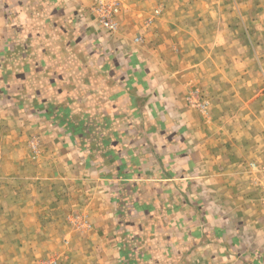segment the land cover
Returning <instances> with one entry per match:
<instances>
[{
  "label": "crops",
  "instance_id": "1",
  "mask_svg": "<svg viewBox=\"0 0 264 264\" xmlns=\"http://www.w3.org/2000/svg\"><path fill=\"white\" fill-rule=\"evenodd\" d=\"M29 1L38 0H23V134L57 135L54 116L67 114L71 138L85 147L81 157L58 141L53 158L35 163L34 178L50 163L52 179L78 191L81 203H72L89 213L83 242L99 264H264L246 171L264 153V98L243 120L218 122L212 108L205 118L185 102L195 86L210 100L220 95L214 77L203 81L202 62H168L158 44H135L124 25L110 34L86 14L75 32L74 10L45 14L37 4L27 10ZM93 144L99 150L90 152ZM260 242L261 252L247 255Z\"/></svg>",
  "mask_w": 264,
  "mask_h": 264
},
{
  "label": "rangeland",
  "instance_id": "2",
  "mask_svg": "<svg viewBox=\"0 0 264 264\" xmlns=\"http://www.w3.org/2000/svg\"><path fill=\"white\" fill-rule=\"evenodd\" d=\"M104 1L118 4L114 17L116 29L112 32L105 29L108 33H115L124 25L123 34L138 45L142 39L158 44L155 48L161 50L168 62L194 61L197 65L202 62L203 81L207 85L209 78L213 81L214 77L213 91L220 95L210 100L201 92L202 86L200 89L195 86L185 94V102L205 118L210 117L212 108L213 116L220 119L218 122L234 115L236 120H243V114L249 113L244 112L245 108L255 99L264 98V0ZM23 4V0H0V29L6 28L5 33L0 30V264H99L97 254L90 247L93 244L83 242V231L90 228L87 226L89 213L73 205L72 199L77 201L75 204L80 202L78 191L75 193L74 186L65 180L52 179L47 171L50 163L43 165L38 179L34 178L35 163L38 159L53 158L58 141L66 142L81 157L85 147L77 144L75 137L71 138L73 116L67 114L54 116V123L62 129L57 135L51 131L23 134L26 120L23 116ZM34 4L45 14L74 10L69 22L75 32L84 26L87 19L84 14L89 22L97 24L96 28H104L94 11L95 0H38ZM34 4L29 1L27 10H35ZM155 33L157 37L153 36ZM48 38L50 35L46 33L44 39ZM212 62L219 65L214 75L208 67ZM44 118L53 124L51 116ZM78 118L82 122L90 121L84 115ZM32 120L27 119L29 123ZM67 136L71 142L65 141ZM86 147L90 152L99 150L94 144ZM255 158L247 164L246 171L257 193L252 200L253 218L258 219L256 224L262 231H258V236L264 238L260 193L264 153ZM241 231L244 232L243 228ZM242 239L244 243V235ZM262 244H253L251 250L252 244L248 245L247 255L251 257L257 251L259 254Z\"/></svg>",
  "mask_w": 264,
  "mask_h": 264
},
{
  "label": "built area",
  "instance_id": "3",
  "mask_svg": "<svg viewBox=\"0 0 264 264\" xmlns=\"http://www.w3.org/2000/svg\"><path fill=\"white\" fill-rule=\"evenodd\" d=\"M94 11L98 15L104 29L112 32L116 29L115 14L118 11V4L114 1L95 0ZM261 202L264 210V166L260 174Z\"/></svg>",
  "mask_w": 264,
  "mask_h": 264
}]
</instances>
